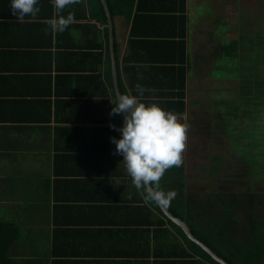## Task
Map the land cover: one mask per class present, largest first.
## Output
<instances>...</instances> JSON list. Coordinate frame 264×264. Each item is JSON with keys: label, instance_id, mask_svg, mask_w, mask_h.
I'll return each mask as SVG.
<instances>
[{"label": "crops", "instance_id": "obj_1", "mask_svg": "<svg viewBox=\"0 0 264 264\" xmlns=\"http://www.w3.org/2000/svg\"><path fill=\"white\" fill-rule=\"evenodd\" d=\"M124 2L116 81L96 0L65 9L76 22L62 33L45 31L51 0L20 23L0 0V264H205L155 210L142 216L145 194L114 154L110 124L123 120L111 101L140 84L142 102L231 139L221 104L264 116V0Z\"/></svg>", "mask_w": 264, "mask_h": 264}, {"label": "trees", "instance_id": "obj_2", "mask_svg": "<svg viewBox=\"0 0 264 264\" xmlns=\"http://www.w3.org/2000/svg\"><path fill=\"white\" fill-rule=\"evenodd\" d=\"M124 1L108 0L112 15L129 16V11L125 10ZM96 4L102 20L107 22L102 1L96 0ZM61 55H68V53L64 51ZM178 96L181 100L182 95ZM173 97L176 99L175 96ZM178 103L184 105L183 101L171 102L172 105ZM183 111L184 107L178 112ZM217 165L212 164L211 177L218 172ZM249 175L251 176V173ZM252 178L251 176L247 179L248 181L246 180V186L241 185L236 189L232 187L230 189V186L221 187V190L214 186H189L185 170L183 166H180L165 172L159 181V190L175 193V197L166 204L170 211L177 218L187 222L193 234L229 264H264V185L254 184ZM189 188L192 189L189 190ZM195 188H198L196 192L193 190ZM207 188L210 190H206ZM142 191L145 194V190L142 189ZM147 204L141 206L142 216L148 212L151 214L155 210L159 216L168 220L172 228L187 243L189 252L185 253L186 256L191 259L197 258L196 255H198L205 264H220L199 245L192 242L183 230L163 213L158 203L147 202ZM196 261L193 259L191 263L201 264Z\"/></svg>", "mask_w": 264, "mask_h": 264}, {"label": "clouds", "instance_id": "obj_3", "mask_svg": "<svg viewBox=\"0 0 264 264\" xmlns=\"http://www.w3.org/2000/svg\"><path fill=\"white\" fill-rule=\"evenodd\" d=\"M40 0H10V10L23 22L32 20L40 13ZM54 17L48 21L45 31L62 33L75 23L71 13L63 15L65 9L80 3V0H51ZM145 89L136 85L137 95L119 94L111 101L110 116L123 114V125L110 127L120 134L111 138L115 145V155L122 156L128 175L137 189L145 190V200L168 204L174 192L159 190V181L165 172L183 164L188 125L182 123L177 114L163 109L156 103L142 102Z\"/></svg>", "mask_w": 264, "mask_h": 264}, {"label": "rangeland", "instance_id": "obj_4", "mask_svg": "<svg viewBox=\"0 0 264 264\" xmlns=\"http://www.w3.org/2000/svg\"><path fill=\"white\" fill-rule=\"evenodd\" d=\"M243 83L246 84V82ZM221 105L227 106L229 113H234V116L230 118L228 117L229 113L222 114L223 124L219 125V127L225 126L224 128H228L232 132L234 136L231 139H228V135L225 138L218 136V139H212L210 133L213 131V134L218 135L217 131L221 130L212 128V125L208 124L210 123L209 119H205L203 124L207 125L202 128L192 127L196 114H191L192 117L189 116L191 119L186 132V147L182 164L189 186H214L218 189L230 186V189L231 187L236 189L241 185L246 186V180L251 176L254 184L264 185V116L254 111L255 108L251 107V104L242 106L232 102ZM232 118L233 120H230ZM232 121L234 123H231ZM208 126L213 130L205 129ZM224 128H222L224 132L228 131ZM231 143L235 146H232ZM235 150L240 153L237 155L241 158L239 161L229 153V151L234 152ZM213 163L218 164L219 173L216 172L214 177H211ZM191 189L189 188V190ZM197 189H193L194 192ZM206 190H210V188Z\"/></svg>", "mask_w": 264, "mask_h": 264}, {"label": "water", "instance_id": "obj_5", "mask_svg": "<svg viewBox=\"0 0 264 264\" xmlns=\"http://www.w3.org/2000/svg\"><path fill=\"white\" fill-rule=\"evenodd\" d=\"M102 4L105 8V12L107 14V26L109 28V40H110V48H111V57H112V68H113V75L114 78L117 81V69H116V60H115V52H114V23H113V17L112 13L109 8V4L107 0H101ZM122 120H123V114H121ZM160 208L162 209L163 213L172 220L178 227H180L183 232L187 235V237L194 242L195 244L199 245L203 250H205L215 261H217L220 264H229L224 258H222L217 252L212 250L210 247H208L205 243H203L201 240H199L192 232L191 227L189 224L185 221H183L180 218H177L167 207L164 203H158Z\"/></svg>", "mask_w": 264, "mask_h": 264}]
</instances>
